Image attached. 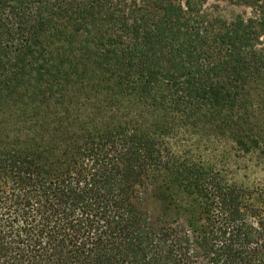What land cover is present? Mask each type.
<instances>
[{"label":"trees","instance_id":"obj_1","mask_svg":"<svg viewBox=\"0 0 264 264\" xmlns=\"http://www.w3.org/2000/svg\"><path fill=\"white\" fill-rule=\"evenodd\" d=\"M0 0V264H264V0Z\"/></svg>","mask_w":264,"mask_h":264},{"label":"rangeland","instance_id":"obj_2","mask_svg":"<svg viewBox=\"0 0 264 264\" xmlns=\"http://www.w3.org/2000/svg\"><path fill=\"white\" fill-rule=\"evenodd\" d=\"M206 13L211 16H222L227 19H232L236 14L247 12L250 13V9L235 5L227 0H209L205 6ZM233 168L237 179L243 180L246 175L250 179L264 177V167H257V160L252 156H244L242 154H233Z\"/></svg>","mask_w":264,"mask_h":264}]
</instances>
